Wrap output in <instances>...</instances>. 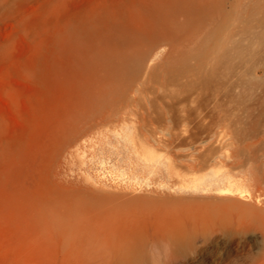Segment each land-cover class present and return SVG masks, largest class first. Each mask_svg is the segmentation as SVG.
Listing matches in <instances>:
<instances>
[{
    "label": "rangeland",
    "instance_id": "1",
    "mask_svg": "<svg viewBox=\"0 0 264 264\" xmlns=\"http://www.w3.org/2000/svg\"><path fill=\"white\" fill-rule=\"evenodd\" d=\"M190 5L193 7L190 8ZM201 6H205L204 9ZM163 10L169 14L166 11L164 14ZM162 13L170 16L174 14L176 19L179 16L178 31L176 26H172L174 21H169L170 18L169 25L164 23L168 16L164 18ZM197 14L200 15L201 22L196 21L198 17L194 18ZM191 22L199 24L193 28L195 24L191 25ZM202 22L203 25L208 23L205 25L208 31L202 28ZM201 30L204 32L199 35L197 32ZM207 32L210 33L208 40ZM157 36L173 38L170 41L165 37L169 40H166L168 43L165 39H158L161 43L149 55H145L147 58L144 57L145 61H142L144 65L140 63L143 70L134 63L140 68L132 65L133 70L130 68L128 78L124 76L125 73L121 77L111 74L112 67L109 66L111 64L108 65L111 61L105 50L120 49L134 41L136 45L139 44L137 47L140 53L144 50L141 46L154 42ZM231 40L238 47L234 62H239L234 71L225 65V61L222 65L226 69L219 64L227 44H233ZM200 52L208 55L211 53L210 58L216 66L215 75L219 72L214 77V84H219L216 79L220 78L223 84H220L223 87L219 85L220 89L216 85L207 87L209 90L214 87L219 91L218 93L213 89V92L211 89V97L206 95V86L202 89L204 93L198 89L203 88L200 87L202 84L197 85L200 92L192 89L196 87L192 86L194 80L191 82L193 72L190 73L189 68L185 69L187 66L181 65L183 60L195 65ZM184 70L189 72L185 73L186 76L183 75ZM212 70L210 59L205 71ZM110 74L112 77L108 78ZM176 74L181 75L177 77ZM113 76L115 79L119 78V83L117 79L114 82ZM122 81L126 91L110 92L107 89L114 82L113 86L118 90L119 87L115 85L123 83ZM189 88L192 89L191 93ZM104 91L108 92L107 102L101 97V92ZM186 93H190L188 96L192 97L182 98L185 101L178 103L181 97H186ZM195 95L198 96L195 98ZM197 97L204 102L208 99L206 103L212 107L219 106L218 101L222 111L226 107L231 109V105L237 106L232 117H235L238 108L244 106L248 109L252 107L250 112L254 113V0H0V264H67L66 240L88 216L92 207L89 195L99 188L95 184L100 179L114 184L112 174L116 168L115 163L120 169L117 172L122 178V185L130 182L138 185L141 180L138 187H144L143 189L152 186L160 188L162 185L165 186L166 194L169 192L168 196L171 192L170 198L191 194L199 202L196 207L198 216L203 221L200 226H212L209 229L204 227L206 230L199 227V230L214 231L212 234L217 237L214 236L216 238L212 242L205 244L201 236L193 250L196 255L191 250L192 253L185 258L186 264H264V220L240 221L234 212L235 216L214 206L207 209L201 203L203 196L216 197L214 192L182 190L178 185L170 186L166 179L159 186L156 184L159 183L158 180L154 182L160 175L158 172L134 173L125 165L117 164L116 157L122 149L117 141L107 144L106 138L92 133L78 140L75 138L93 117L98 118L102 112L111 110L112 107L119 108L122 104L115 113L117 118L121 116L124 119L123 122H116L118 127L122 123L138 127L142 131V137L156 144L160 137H176L177 134H169V130L166 131L162 124H159L160 128L156 125L155 129L157 123H154L153 117L161 112L165 113L167 104L191 109L200 102ZM221 105L226 106L224 108ZM212 112L210 115L215 113ZM149 117H152L151 122L154 123V126L149 123L150 128L140 123L144 118L149 122ZM114 124L110 123L111 127ZM230 126L228 122H223L216 128L223 132L225 140H230L233 130ZM111 127L99 124L94 130L108 132L107 129ZM231 127L234 128L235 125ZM109 133L112 134L110 131ZM146 134H151V140ZM186 134L181 133L177 140L180 142L182 135ZM212 135L215 138L216 135ZM252 140L253 142L248 141L249 146L245 144L248 151L250 146L254 147V139ZM208 141L204 139L194 145L180 142L182 146L175 142L177 145L174 144L176 146L173 150L181 155L189 151L196 152V146H206ZM101 147H105L104 150ZM162 153L171 157L173 154L167 150ZM182 157L185 158L183 155ZM185 159L188 160L189 156ZM175 189H178L177 193ZM179 190L183 192L180 193ZM203 207L210 214L206 212V216L202 211L205 209ZM212 209L214 213L218 212L215 214L217 216L211 214ZM105 214L106 212L102 213L103 216ZM205 218L209 222H205L208 220ZM218 220H226L230 225H221L216 232L214 229L220 226ZM216 223L218 226H215ZM239 224L244 226L241 225L240 228Z\"/></svg>",
    "mask_w": 264,
    "mask_h": 264
},
{
    "label": "bare ground",
    "instance_id": "2",
    "mask_svg": "<svg viewBox=\"0 0 264 264\" xmlns=\"http://www.w3.org/2000/svg\"><path fill=\"white\" fill-rule=\"evenodd\" d=\"M193 6L190 5V8H192ZM201 7L204 9L205 6L204 7L201 6ZM164 11L166 10H163V13ZM168 11L171 12L169 9ZM163 13L162 15L165 14ZM177 13L179 14L178 10ZM166 14L169 13L167 12ZM182 15L184 14L182 13ZM198 15L199 14H197V16H195L194 18L198 17L196 21L201 22L202 19H199L200 15L199 16ZM165 16L168 17L166 19L167 22L164 23L168 24V19L170 18L169 21L171 20L172 22L174 21L175 23V25L173 23L172 26H174V28L176 26L175 29H177V23H178L177 20L179 16L177 17V19L175 18L176 17L175 15L174 17L170 15H164L163 17L165 18ZM205 16L207 17V14ZM225 16H227V14ZM173 18H175L176 20ZM207 20L209 22V19ZM204 22H202V25L204 24ZM196 23H194L195 25L193 23L191 24L194 25V27L192 26L193 28L198 26L199 22L197 25ZM207 24L208 23H205V25ZM205 25H203L202 28L205 29L207 27ZM223 25L224 24H222V26ZM172 26L169 27L172 29ZM192 27L191 29H193ZM205 30L208 31V29ZM176 31H178V29ZM201 32L204 31L201 30L200 32L197 33H199L200 35ZM219 34L221 35L220 30H219ZM192 35L195 36V34L193 33ZM172 36L170 37L165 36V37L170 39ZM204 36L205 35L203 33V37L202 36L201 37L204 38ZM165 37L162 38L161 36H157L156 37L157 39L154 42H150L149 45L147 46L140 45L141 48L144 47V50L142 49L143 51L141 50L142 52L140 53L138 52V50L140 49H138L137 47V45L139 46V44L136 45L134 41L132 43L131 42L128 43L127 46H124L120 49L105 50V53H107L106 55H108V58L111 61L110 63H108V65L111 64L109 66L112 67V73L111 72L110 73L111 74L115 73L114 75L116 76L118 74V77H121L122 74L125 73L124 76L126 77L128 75V72L130 71V68L132 69V65L134 67L136 66L134 65V63L137 64V66H140V63L144 65V62L142 61H145L144 57L147 58V56L145 55H149V53L152 52L161 43L159 41L160 40L159 38L165 39ZM209 37H210V33H208L206 40H208ZM167 38L165 39V41L168 40ZM231 38H233V36ZM231 41H233V44L232 43L227 44V42H225L227 44V48L222 53L219 64L222 65L225 61V65L231 69L233 68V70L231 71H234L235 67L237 69L238 66L237 63L239 62V61L234 62V58L238 53V50L236 51V48L238 47L235 44L234 40ZM168 42L166 41V43ZM233 49H235V51L232 52ZM141 53L142 54L145 53V54L142 55ZM210 57H211L210 52L209 55L200 52L197 55L198 62L195 63V65H191L190 63H188L189 61L186 62V60L183 61L181 60L182 61L181 65L182 64L183 66L185 65L184 67L187 66L185 69L189 68L188 71H190V73L193 72L191 75L194 76V78L192 79L190 78V79L191 82L192 80H194V82H192L193 84L192 86H196V87L192 89H194L195 91L201 90V92L204 93V90L202 89H204L205 86H206L205 89H207L208 86L210 87L212 85H216V88L218 87L220 89V86L223 85L222 81H220L221 78L220 80L216 79V81H219V84H217V82L216 84H214L215 83L214 80L216 78L215 76L218 75L219 72H217V74L215 75L216 66L214 65V62ZM210 59L213 65V70L211 72H207L205 71V69H208V63ZM146 63H147V59H146ZM183 66H181V68ZM226 66H224V68ZM141 69L142 67L140 68V70ZM188 71L184 70L183 75H185V73L187 74ZM111 74L109 75V77L108 76L107 77L111 78L112 77ZM176 75L178 77L181 74H176ZM128 76L126 78H128ZM187 76L190 75L188 74ZM125 77L123 79H126ZM182 77L183 76H181V78ZM140 78H142V76ZM114 79L112 81H114ZM116 79L118 81L117 83H119V78L116 77ZM116 79L114 81L115 83H116ZM108 81L106 82L108 83ZM195 81L198 83L195 84L196 83ZM114 82L113 83L110 82L111 84L107 87V89H109L110 92L113 91L123 92L127 90L125 89V83L123 81H122L123 83H120L119 85H115L119 87L118 90L113 86ZM187 84L189 86V83ZM198 84H202V86L200 85V87L203 88H198L199 90H197ZM190 89L191 88H189V90ZM211 89L212 88H210V90L209 89L205 90V92L206 91L208 92L206 93L207 96L208 95L210 96L211 92L209 91H211ZM191 90L189 91L190 93ZM214 91L217 90L214 89ZM217 92L219 93V91ZM107 93L108 92L106 91L101 92V97L105 99L106 102L108 99ZM192 93H194V91ZM202 93L200 94L203 95ZM186 94H185L186 97L184 96L181 97L180 95L181 98L179 99L180 101H178V103L185 101L182 98L188 99V97L189 98L190 96L192 97V95L188 96L189 94L187 95ZM195 94L197 93L195 92ZM216 94L213 93V95ZM196 96L198 95H195V98ZM199 97H197V99ZM197 99H196V103L200 98L198 100ZM216 99L219 98H215V100ZM202 101L204 102V100H201L200 101L201 104L199 102L198 105H196L195 107H193L194 106L193 105L192 106L193 108H191L190 106L191 109H187L182 106L181 107L175 106L174 104L168 106L167 104L166 106L168 108L166 107L167 110L165 111V113L161 112L157 117L155 118L153 117L154 123H157L155 124V126L154 123H152L153 122L152 121L153 119L151 120L152 117H149L150 119L149 122H147L148 120H145L146 118H144L143 122H140L141 124L144 123L145 127L146 126L149 127L150 125L149 123H152L155 129L157 128V126L159 127V124H162V126L164 125V127L166 128V131L169 130L167 131L170 132L169 134L172 135L174 133L175 136L176 134L177 136H181V133L183 132L187 133L186 134L187 136L182 135V138L180 139V142L182 144L194 145L197 141H202L204 139L205 141L209 140L207 144L205 143L206 146H200V145H198L200 147L194 146L197 150L196 152L189 151V153L182 154L183 156H185V158L189 156L188 160L182 157L180 152L173 150V147L176 146L179 142L178 141L179 139L177 140V138L179 137L177 136L173 137L174 135H172V137H168V138L160 137L159 139H157L158 140L157 143L154 140L156 144H153V141H149L148 138L142 137L143 135L141 134L142 131L139 130L138 127L129 126L128 124L125 123L124 124L122 123V125L118 127L119 124H116V122H121V121L123 122L124 119L121 116L120 117L118 116L117 118L115 116L116 115L115 113H117L120 110L119 108L123 106L122 104L119 105V108L112 107L111 110H106L102 112L99 116H97L98 118L93 117L91 122L87 124L85 129L80 131V133H78V135H76L75 138L76 140H78V138H82L84 135H89L92 133L94 135L97 134L99 136H103L104 138H106L105 142H107V144L110 142L112 143V141H117L118 143L121 144L120 149L122 147L121 151L116 157L117 164L120 163L121 166L125 165L126 167H128L129 170H131L134 173L137 171H141V172L144 171L145 174L146 173L152 174L158 172L160 175L158 178L155 177L156 179L154 180V182L156 183L158 180L159 183L156 184H158L159 186L160 183L164 182V180L166 179L167 180L166 182L168 184L169 183L171 184L170 186L173 187L174 185H178V188L182 190L192 189L193 192L194 190L214 192L216 197L211 196L210 198H208L209 195L208 197L206 195L207 198L206 197L204 198L203 196L202 201L200 200L204 206H207V209L210 206L211 207L214 206L218 210L223 209L224 211L230 212V215L231 213L234 212L236 213V216L240 221L245 219L246 221L251 219L250 221L253 220V222L257 219L264 220V0H254V113L252 112L254 118H252L251 116L252 113L250 112L252 110L251 109L252 107L250 108L251 110L248 109L247 106L246 107L244 106V108L243 107L238 108V112H236L235 117L234 116L232 117V113L235 111V107L237 108V106L233 105L232 107V105L231 106L229 105L230 106L229 108L231 109H227L226 107L227 110L226 109L224 110L222 108L224 113L221 114V112L223 111L220 109V103L218 101L217 103L219 106L216 107H212L210 106V104L208 105V103H206L208 99L207 101L205 99L204 103H202ZM214 105H216V103H214ZM223 106L221 105V107ZM212 111L215 113H213ZM210 112H212L213 115H210ZM146 115L149 116V114L147 113ZM223 122L226 123L228 122L231 126L235 125L234 128L230 126V128L233 129L230 140H225L223 132L216 129ZM110 123H115V124L111 127ZM99 124L107 125L111 127L112 128V129L110 128L111 130L110 129L107 130L112 132V134H110L109 131L103 132L102 130H97V131L94 130ZM181 126L183 127L181 128ZM143 127L142 129H144ZM154 127L152 128L154 129ZM177 129L179 130L178 132L175 131ZM147 132L149 131L147 130ZM212 134L216 135L215 138L213 137L214 140L212 138L213 136ZM150 135H148L149 139L151 137ZM173 138H176L178 142H176V140H174ZM252 139H254V147H253L254 151L253 148H250L252 146H250L249 151L251 149L252 151H250L249 153L248 149L246 150L247 146L245 144L248 145L249 144L248 141L250 140L253 142ZM182 144H180V146H182ZM103 148L101 150H104ZM164 150H167L168 153L169 152L173 153L172 157L164 155L162 153V151ZM114 154H116V151L114 152ZM115 166L116 168H114V174H112L113 176L112 180H114L113 181L114 184H110L106 180H102V179H100V181L97 184H95L99 186L98 191L100 190V192L96 190L94 193L89 195L88 199H91L92 207H90L88 216L79 224V226L76 228V231L71 232L69 238H67L66 240L67 254L65 257L66 262L71 264H184L186 261L185 258L187 254L189 253L191 254L192 253L191 250L192 251L195 250L197 245L196 243L201 236H203L204 240L203 239L202 240L204 241L205 244L212 242L217 237L216 235H214L216 236L214 238L213 236L214 231L211 230L205 231L208 227L206 228L204 226L206 228L205 229L203 226H200L201 224H203V221L200 220L199 217L200 215L198 216V212H197L196 205L199 202L197 203L196 199L190 196L191 194L190 195L185 194V196L184 194L178 196L175 195V196H171L170 198L171 192L168 196L167 194L169 192L166 194L164 188L165 186L161 185L160 188L156 186H152L151 188L149 187L147 189H143L144 187H138V185L142 183L141 180L139 181L141 183L138 182V185L137 183L134 182H130V184L122 185L123 184V183L121 184L122 178L117 172V169L118 170L120 169L118 165H116V163ZM109 187H112L114 189H111ZM172 189L174 190V188ZM176 190L178 189H175V192L177 193ZM182 190H179V192L181 193ZM202 204H200V206ZM217 209L215 211H217ZM205 210L206 208L202 210L204 214L207 212V211L205 212ZM104 212H106V214L103 216L102 213ZM212 213L214 216L218 212L214 213L212 209L211 214ZM234 213L233 215L235 216ZM205 215L207 216V214ZM224 217L226 218L225 215ZM217 218H219V216L216 217V219ZM226 220L224 221L218 220L219 223L218 221L217 223L220 226H218V224L216 223L215 226L218 227H216L214 230H216L217 232V228L219 229L221 225L227 226L230 225L231 223L233 224V222L227 220L228 222H230V224H228ZM205 222H209V219ZM253 222H249V223L251 224ZM239 225L241 228L242 227L241 225L243 224H239ZM199 227H203V229H205L204 230L205 232L203 231V229L202 230L200 229L201 230L200 232ZM209 228H212V226H210ZM202 244L203 242H201V245ZM195 253L194 255H196Z\"/></svg>",
    "mask_w": 264,
    "mask_h": 264
}]
</instances>
